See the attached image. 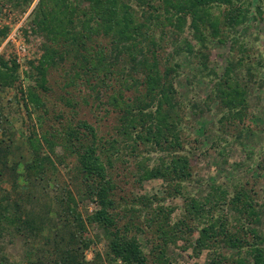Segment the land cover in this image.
<instances>
[{
  "label": "trees",
  "instance_id": "obj_1",
  "mask_svg": "<svg viewBox=\"0 0 264 264\" xmlns=\"http://www.w3.org/2000/svg\"><path fill=\"white\" fill-rule=\"evenodd\" d=\"M256 13L261 15L262 8L251 0H39L34 22L45 38L44 53L39 64L31 66L35 84L27 91L21 89L29 116V107L42 111L37 114L40 122L50 113L41 90L51 91L48 75L59 69L66 92L84 86L86 105L107 114L115 112L118 119L114 133L100 137L96 126L85 119L74 125L79 104L72 95L61 96L73 108L70 123L56 132L51 128L41 137L34 129L28 134L34 154L28 169L43 180L47 167H56L43 151L44 143L52 146L59 139L75 159L76 176L84 181L75 184L78 195L95 197L98 207L84 218L77 210L76 195L64 188L59 202L66 211L60 213L49 238L43 235L46 225L40 215L32 216L21 211L17 201L6 198L10 200L6 204L0 198L1 260L6 258L5 233L31 230L54 250H42L29 264H171L168 249L181 240L197 255L209 249L207 264H264V218L251 189L236 186L231 194L213 183L203 197L188 193L194 174L192 158L184 153L185 102L176 81L181 54L196 58L210 77L211 102L225 111L223 125L242 133L254 74L251 68L247 74L240 71L247 59L238 57L236 48L246 49L239 29L257 18ZM186 28L194 43L184 36ZM0 33L5 37L7 30ZM212 42L232 44L222 74L210 65ZM170 44H175L172 55L167 50ZM18 69L15 61L10 65L0 56V80L5 86L17 83ZM128 92L132 95L127 96ZM143 145L151 149L149 153L162 154L150 164V156L139 154ZM8 147L0 146L4 166ZM119 163H134L132 171L125 168L139 183L165 180L168 196L185 200L179 218H173L176 207L167 206L156 194L120 196L115 179ZM231 212L238 215L237 222L230 220ZM88 224L99 227L106 239L105 252H96L93 259L86 255L91 244L86 236ZM196 232L197 238L191 240ZM222 246L236 250V256L220 251Z\"/></svg>",
  "mask_w": 264,
  "mask_h": 264
},
{
  "label": "rangeland",
  "instance_id": "obj_2",
  "mask_svg": "<svg viewBox=\"0 0 264 264\" xmlns=\"http://www.w3.org/2000/svg\"><path fill=\"white\" fill-rule=\"evenodd\" d=\"M251 1L255 7L261 6L262 14L256 13L257 18H251L246 25L240 27V37L243 38L246 49L242 52L239 47L236 48L238 57L242 55L247 59L240 71L247 74V68H251L254 74L249 92V115L244 121L243 132L223 125L222 116L225 111L218 103L211 102L210 77L207 71L202 70L196 58L188 57L187 53L181 54L179 60L182 67L176 81L179 96L185 102V110L182 111L184 153L192 158L194 174V181L188 184V193L203 197L211 191L213 183L227 189L231 194L236 186H245L252 190L264 218V0ZM38 2L39 0H0V32L7 30L5 37L0 33V56L10 65L15 61L19 66V80L14 86H5L0 80V146H9V152L5 154L7 164H0V198H4L6 204L10 202L6 198L17 201L21 211L29 212L32 216L40 215L46 225L43 235L50 238L57 218L61 212L66 211L63 203L59 202V198L65 193L64 188H71L74 192L77 210L84 218L93 213L98 205L95 197L82 198V195H78L75 184H83L84 181L76 176L75 159L65 152L59 139L56 138L52 146L43 142V151L56 165L51 169L50 166L47 167L48 173L43 180L28 169L27 166L34 159L27 141L28 134L34 129L41 137L51 128L56 132L70 123L68 120L73 114V108L65 99H61V96L72 95L79 104V116L76 120L73 119L74 125L78 119H85L96 126L100 137L114 133L118 118L115 112L107 114L104 109L86 105L84 86L71 88L66 92L63 88V71L59 69H52L48 75L51 91L45 93L41 90L50 113L40 122L37 114L42 111L35 112L29 107L32 117L29 116L24 99L21 98V89L27 91L30 85L35 84L31 66L32 63L38 65L44 53L45 38L34 22ZM189 31L190 29L186 28L184 36L189 37ZM189 38L195 42L193 38ZM231 45L211 43L210 65L218 74H222L227 66ZM174 48L175 44L168 45L170 55L174 54ZM131 95L132 93L128 92L127 96ZM208 103L210 106H207ZM200 108L203 110H199ZM61 112L64 115L61 114L60 117ZM149 151L151 149L143 145V153L139 151V154L150 156L153 160L149 162L152 164L154 158L162 153ZM127 166L131 171L134 169V163L117 164L120 170L117 171L115 179L120 186L119 195L156 194L167 206L176 207L173 218L177 220L185 206L184 198L179 195L168 196L167 182L163 179L144 180L140 183L135 181L131 171L126 170ZM13 214L18 215L17 211ZM229 216L232 222H237V214L231 212ZM86 236L91 242L86 251L89 259H93L96 252H105L106 239L99 227L88 224ZM197 236L196 232L191 240ZM2 246L6 258L4 261L0 258V264H29L42 250L53 249L52 244L41 241L40 237L32 235L31 230L24 234L14 230L5 233ZM38 248L42 249L37 251ZM145 249L149 252L147 246ZM168 250L171 264H207L211 259L209 249H204L197 255L184 240L171 244ZM220 251L229 256H236V250L227 246H222Z\"/></svg>",
  "mask_w": 264,
  "mask_h": 264
}]
</instances>
